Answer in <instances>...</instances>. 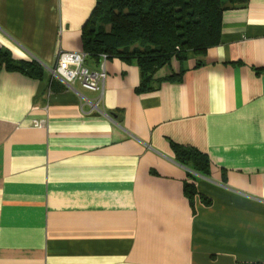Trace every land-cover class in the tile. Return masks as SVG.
<instances>
[{"label":"crops","instance_id":"0c3cea01","mask_svg":"<svg viewBox=\"0 0 264 264\" xmlns=\"http://www.w3.org/2000/svg\"><path fill=\"white\" fill-rule=\"evenodd\" d=\"M95 1L0 0V49L44 70L0 63V264H264V0L225 10L216 45L172 62L179 81L139 93L135 60L85 59L101 93L51 91Z\"/></svg>","mask_w":264,"mask_h":264},{"label":"trees","instance_id":"16d2710c","mask_svg":"<svg viewBox=\"0 0 264 264\" xmlns=\"http://www.w3.org/2000/svg\"><path fill=\"white\" fill-rule=\"evenodd\" d=\"M245 0H96L82 26V45L86 59L99 62L102 56L135 60L140 70L139 93L153 91L163 81H179L183 69L171 70L189 54L200 58L220 40L222 13ZM200 64V60H197ZM0 63L28 76L41 78L43 67L36 61H16L0 49ZM162 69L170 72L160 75ZM51 91L66 86L58 79L49 82ZM178 162L194 172L207 173L206 154L193 147L173 145ZM190 200L197 193L193 179L186 181ZM206 203L208 200L204 199Z\"/></svg>","mask_w":264,"mask_h":264},{"label":"built area","instance_id":"2783aa9c","mask_svg":"<svg viewBox=\"0 0 264 264\" xmlns=\"http://www.w3.org/2000/svg\"><path fill=\"white\" fill-rule=\"evenodd\" d=\"M86 54L80 52L60 51L57 54L55 64L48 69L51 74L61 80L66 86L71 87L74 83H80L84 88L101 93L105 78L103 66L100 70H91L85 66ZM106 57L102 56L101 60ZM98 101L94 104L97 107ZM33 125L36 127L44 126L43 121L34 120Z\"/></svg>","mask_w":264,"mask_h":264}]
</instances>
